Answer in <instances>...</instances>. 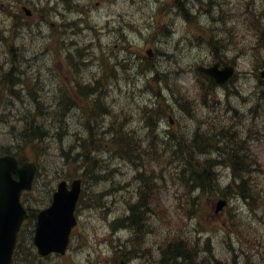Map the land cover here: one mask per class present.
Segmentation results:
<instances>
[{
  "label": "trees",
  "instance_id": "obj_1",
  "mask_svg": "<svg viewBox=\"0 0 264 264\" xmlns=\"http://www.w3.org/2000/svg\"><path fill=\"white\" fill-rule=\"evenodd\" d=\"M246 11L249 13L248 20L252 22L253 28L263 25L251 10ZM211 13L210 11L209 14L211 15ZM226 14L228 15L229 12L226 11ZM224 21L225 18L222 22ZM209 33L210 30L207 29V35ZM213 33L215 35V31ZM216 42L215 45H211L215 50L223 44L218 39H216ZM154 68L156 74L148 80L143 91L151 92L156 98L157 107H144L141 115L142 120L151 129L154 125V121H151L153 120V116L157 118L163 117L168 112L169 106V103H166V100H169L162 90V85H166L169 79L168 73L159 71L156 65ZM202 77V81L198 80L197 83L198 95L203 99L206 97L209 100H214L208 102L209 106H211L215 102L216 83L212 78ZM2 78L3 73L0 72V81ZM4 87L3 85L0 89ZM236 94L238 95V93ZM170 95L173 103L176 105L180 104L177 106L178 110H183V113L189 116L192 115L191 110H195L194 103L196 102L194 97H190L187 92L181 91L180 87L170 89ZM179 99H182V101H179ZM213 112L217 113V115L212 118H205L197 124L195 129L178 131L177 133H166L167 140L162 139L156 130H149L146 133L147 136H143L142 141L137 142V138L134 136L135 132H133L134 129L129 127L130 120H128V123L122 124L124 130L122 127H111L107 131L86 129V131L81 132L79 135H76V132H70L69 135L67 134V137L71 138V143L61 149V165L64 166V163H66L72 167V170L68 171L69 174H66L69 177L79 176L84 180L92 178L95 182L97 179L102 181L104 180V178H101L103 175L95 173L93 168L98 167L100 171H105L104 164L101 163L103 161L101 158L103 156L101 148L105 145L102 141L103 138L106 139V144L110 149L111 159H130L135 164L142 165V167H144V164H142L141 160H143L144 152L146 151L144 147L148 145L147 149L150 148L149 152L153 150L155 154H158L156 157L153 156L154 159L150 158L148 163L156 162L160 170H162L160 165L162 166L165 162L177 160V164L172 167L174 168L173 173L169 177L174 180L172 182L183 184V188L187 191V195H189V198L180 196L177 203L180 210L183 209L186 214L197 216L196 206L200 203L202 195L208 196L209 200L210 198H214V196L228 197L237 193L241 194L243 198H250L252 201H256L257 197H260L261 191L258 186V180L264 177V168H262V163L256 155L252 157L253 150L250 148L248 142L252 138L249 133H253L255 137L263 134L260 131H264V120L262 119L261 121L260 119L255 122L254 116L248 115L247 118L251 119L252 123L250 125L254 127V131L250 128V132L246 131L245 133L242 129H247V125H238L243 116L239 119H229V122L225 123L222 120L224 117L219 115L216 108H213ZM27 115L28 112H24L20 116L19 121L22 124L20 135L23 143L18 145L16 150H13L9 145H1L0 152H12L20 160L26 159V157H29L33 153L31 152L28 155L26 152V148L29 146L32 147V150H35L34 153L39 152L41 149L40 153H44L47 147L45 141L54 138L56 133H49V127L45 126V124L33 122L34 117H31L29 120V116ZM56 126L60 128L58 131H70L69 126L61 119ZM55 130L57 129L55 128ZM73 151H75V154H73ZM213 152L216 153V155H213L214 159L210 157ZM69 154L72 155L69 156ZM34 156L36 155L33 154L32 157ZM66 156L71 157V161H68ZM155 159L159 160L160 163ZM145 162H147L146 159ZM165 164L166 166H171L167 163ZM76 167L80 169L77 175L74 174V172L76 173ZM225 167L229 168L232 176L224 181V177L220 176L219 169L224 170ZM72 171L73 173H71ZM161 176H164V174L160 172L158 176L160 181L168 180V177ZM142 181L144 187L141 188L139 196L134 201L130 199L124 201L130 211L129 214L117 218L115 221L119 227L121 225L130 226L133 228L135 234H138V229L140 231L147 229V215L150 214L154 207H157L158 213H160L163 204L162 198L155 192L158 186L157 180L149 182L148 179H143ZM195 189H199L197 196L193 195ZM144 191L149 192L146 193ZM86 198H89V194L86 192L85 194L82 193V199L87 200ZM206 203L204 199L201 201L202 205ZM30 210V218H28L19 234L13 264H40V259L31 241L35 209ZM263 210L264 203L260 202L253 209V212L259 213ZM234 228L237 230L236 227ZM25 229L28 230L27 233L24 232ZM196 240L198 239H192L183 235L168 239L164 244L160 245V254L154 264H238L240 259L241 263L244 262L242 254L235 255V258L230 253H220L222 256L215 253H211V255L205 254L201 252L203 248H200ZM222 241L229 244L227 237L224 238L223 236ZM133 244H136V238H134ZM205 247L208 248L209 244H205ZM114 250L113 263L120 257L128 258L127 255L124 256L122 254L125 250L124 243L121 246V241L114 247Z\"/></svg>",
  "mask_w": 264,
  "mask_h": 264
},
{
  "label": "clouds",
  "instance_id": "obj_2",
  "mask_svg": "<svg viewBox=\"0 0 264 264\" xmlns=\"http://www.w3.org/2000/svg\"><path fill=\"white\" fill-rule=\"evenodd\" d=\"M206 2L207 0H205V3ZM5 3L6 7H0V18H3L5 21V26L0 28V32L3 33L4 37L10 38L15 46L23 50V56L26 57V61L21 63V68L27 73L28 78L32 80L38 78L40 80L42 85L40 99L49 106V111L55 110L59 97L58 88L60 87L59 77L55 75V56L49 51L35 61L32 59L34 56H37L38 53L43 52L47 45L52 43L54 39L53 30L47 22L41 21L39 25H21L15 29L14 34L13 25L15 19L14 15L11 13L15 12L16 3L15 0H5ZM247 4H251V12L255 14L261 24H264V0H221L219 6L213 8L211 15L206 12H198L199 4L195 3V0H193V4L186 5L189 7L191 13L197 16V23L201 27L214 30L216 38L225 43L226 47L223 49V54L229 59L238 56L240 63L245 66V72L240 79L244 81L243 95L249 98L248 103L241 106L237 103L235 97L232 98V102L237 104L242 113H247L248 109L256 102L258 84L255 75L252 74V69L257 63L255 48L260 34L249 24V13L245 10V5ZM160 7L161 0H111L110 3H106L100 8L89 7L86 16L84 13L78 11L66 14L69 20H79L81 16H85V20L88 24L100 30L98 39L103 47H94L91 50L93 55L85 57V60L91 61V64L80 74L81 83H93L94 79L102 75L103 67L99 57L102 53L108 54L114 44L120 43V32L118 29L123 28L125 33L131 38V43L135 44L138 48L154 46L164 52L174 55V61H164L161 57L157 64L158 70L168 73L169 76L166 85H162V90L167 96L169 103H171L170 89L180 87L181 91L188 92L189 88H191L193 93L197 92L198 84L194 66L202 62H214L212 49L207 44L193 45L191 43L193 34L189 31L188 22L182 14H178V9L175 6L163 16L159 12ZM60 8L61 10L63 9L62 4ZM221 9L232 14L228 20L227 26L220 20L214 19L220 16ZM55 19L58 22H62L60 17H55ZM158 22L167 24L171 34L168 37L157 36L153 44L149 45L147 41L157 32ZM128 24L135 25V29L128 27ZM228 28L235 30L237 37L235 42L232 41ZM72 31V29H69V34L61 37V39H63L66 44L68 41L72 40L78 41V44L73 47L65 48L63 50L64 55L68 53L74 55L75 47L87 42L95 44L97 41V36L88 29L75 35L71 34ZM7 48L8 46L5 40L0 39V62L10 66V54ZM241 49H244V51H241ZM129 57L130 54L124 47L119 48L115 55L108 54L109 63L115 66L121 78L117 84L125 90L123 96H121V94L116 91L117 85L110 84L113 90L108 99L111 100L114 97L117 100V104L114 105L117 110H119L122 104H127L130 109L134 110L138 119L139 135L143 137L149 131V128L144 125L142 120H139L141 111L144 107L156 108L157 103L156 98L151 92H141V90L145 88L147 80L154 75V71L139 74L137 72L139 63H132L127 69V73L131 79L124 80V72L116 62L117 60L127 62ZM131 58L133 60L135 59L134 56ZM25 78V76H21V80ZM16 88L25 96L26 103L21 106L19 101L14 97H9L16 106V110L12 115L8 116L6 121H0V138H2L13 150H16V147L23 143L20 135L22 128L17 124V121L24 111H35V105L27 100V89L25 85L23 83H18ZM128 92L133 93L131 100H129L127 95ZM215 95L221 102L222 110L226 97V89L217 88ZM90 98L94 99L95 94ZM8 111L9 109L7 106L0 103V115H6ZM72 111L79 113L80 109L73 107ZM199 115L203 118H212L216 116L217 113L200 105ZM230 115L229 113L228 116ZM224 122H229L227 117H225ZM14 124L17 125L15 130L12 127ZM186 124L191 129H195L197 127V120L186 118ZM244 124L250 125L251 119L247 118ZM76 127L79 126H75L74 130ZM166 128V118L161 117L158 121L157 133L164 140L168 139L163 131ZM212 154L216 155L215 152ZM198 192L199 189H197V194ZM153 220L159 223L155 217ZM128 234L130 235L131 233ZM85 251H90V249H86ZM108 254H110V251ZM84 255L85 252H79L73 256V260L76 264H84ZM254 259L258 260L259 258L254 257Z\"/></svg>",
  "mask_w": 264,
  "mask_h": 264
},
{
  "label": "rangeland",
  "instance_id": "obj_3",
  "mask_svg": "<svg viewBox=\"0 0 264 264\" xmlns=\"http://www.w3.org/2000/svg\"><path fill=\"white\" fill-rule=\"evenodd\" d=\"M25 1H32L37 7H40V10L42 11V13L46 15L47 18H50V21H55L57 10L60 11V13H66V14L70 13V11L67 8H65V6L61 3V0H54L53 3L48 0H25ZM47 1L49 2V4H47ZM80 1L81 3L90 5L92 8H94L93 5L96 0H80ZM110 2L111 0H103L100 6L97 8H100L104 6L106 3H110ZM0 3H1L0 7H6L5 0H0ZM61 4L63 5L62 10L60 8ZM55 5H57V7H55ZM28 6L30 8H33L32 4H28ZM16 17L18 19L16 23L13 25L14 34H15L16 28L20 27L21 25L26 26L24 21L19 18L18 14L16 15ZM32 25H38V24L33 23ZM4 26H5V21L3 18H0V28ZM159 26H157V28ZM128 27L132 28L134 27V25L128 24ZM203 33L205 34V32ZM230 34H231L232 41L235 42L237 40L235 30L233 32H230ZM96 36L97 38L99 37V35H96ZM1 37L2 35L0 32V39ZM154 37H155V34H153V36L148 39L147 43L149 45L151 44V42L154 41ZM129 39L131 40L130 37ZM53 40H54V43L52 45V48L55 50L56 55H57L60 50V45L58 42L59 39L57 37H54ZM191 41H194V40H191ZM5 42L7 43V46H8L7 50L10 54L9 63H15L17 64L18 68L22 69L20 65L21 63L26 61V57L23 56V51H22V54H20L19 53L20 49H18V47L15 46L11 42L10 38L5 37ZM96 42L100 43L99 41H96ZM122 43L123 41L120 40V43H118L117 46H115L114 44L112 47H115V49H117L118 47L122 46ZM192 44L198 45V44H201V42H198V44L196 43H192ZM257 44H258V48L260 49V47L264 45V39H260L259 42H257ZM223 45H225V43H223ZM48 47H49V51H51L50 45ZM94 47L102 48L103 46L99 47L97 45H94L90 49V54L88 56L93 55L91 50ZM241 51H244V49H241ZM255 52H256V49H255ZM257 53L261 55L263 59L258 60L252 69V74L255 75L256 79H257V75H256L257 69L262 66L264 67V52L261 51L259 53L257 51ZM44 54H45L44 51L41 53H38L37 56H34L32 58L33 61L42 57ZM162 58L164 59V57ZM171 58H174V55L171 56ZM171 58H170V61H174V59L171 60ZM236 63H238L237 65L238 89L243 90L244 81H242L240 78L245 72V66L240 63L239 58L237 59ZM0 64L5 65V63L3 62H0ZM58 64H59L58 59H55L54 66H57ZM17 75H20V72L14 73L12 70V73L8 75V80L15 82L17 79L16 78ZM23 76L26 77L25 79H29L27 77V73H24ZM125 78L126 77L124 75L123 79ZM120 79L121 78L119 76L118 80ZM79 82L81 81L79 80ZM112 90L113 89H111V91ZM116 91L119 93V90L117 88H116ZM188 92L193 93L191 88H189ZM3 93H4L3 90H0V103H3L6 105L7 101L3 100V96H4ZM207 99L208 98L206 97L203 99L201 98V96L199 98H196V100L199 101V104L195 102V105H194L195 110H191L192 111L191 116L184 114L177 109L178 107L176 106H179L180 104L176 105L174 103H171L173 107L175 108V112H176L177 119H178L176 130L183 128V125H187L186 118L196 119L197 124L201 122L202 120H204L205 118L199 115V107L200 105H203ZM179 101H182V99H179ZM116 104H117V100L115 99L113 101V106H112V108L115 111H117V108L114 106ZM238 104L241 105L239 102ZM223 105H225V103ZM259 105H260L261 110L258 111L255 117V122L259 121L260 119L261 121L262 119L264 120V100H262V102ZM220 106H221V103H216V104L214 103L211 106H205V107L210 109L212 112H213V108H216L217 112H219L221 110ZM119 110L122 111V113H124L125 115L129 114L130 116L131 114L132 115L135 114L134 110L130 109V107L127 104H122ZM56 116L57 115L53 114V117H56ZM225 117L222 119L223 121H225ZM5 118H6L5 115L0 116V119L2 121ZM80 118L81 117H79L78 115L77 119H80ZM77 119L74 115H70L67 118H65L66 122H69L72 124L73 127L71 129H74V127L76 126L75 122H77ZM100 119H101L100 116H97L95 118L96 121H99ZM227 119L229 120L230 118L227 117ZM59 120H60L59 117H57L56 119L47 117L41 121H37L49 127L50 128L48 130L49 133H56V134L54 138H51L50 140L45 141V144H47V147L45 148L44 153L42 152L40 153V151L42 150L41 149L39 150V152L34 154L39 159L38 162L40 165L39 169L41 173H40V182L38 181L39 186L37 187L35 194L31 192L28 196L29 204L32 206L37 204L35 197H44L47 187H49L50 184L55 185L56 182L59 181L61 179V176L65 173L67 166H70V165H67L66 163H64V166H61L62 160H60L61 154L59 153V149L60 148L62 149L63 146L71 143V139L67 137V134L70 133L71 131H58L60 128L56 125ZM134 120H136V118ZM133 124H137V121H134ZM15 127L17 128V126ZM251 127H252L251 125H247V129ZM55 128L57 130H55ZM75 129H79V127H76ZM95 129L93 131H95ZM252 129H254V127H252ZM163 131H167V130H163ZM260 133H263L262 135L259 134L260 140L257 139L258 137H254L252 148L257 154V158L264 165V131H260ZM138 136L140 135L138 134ZM139 141H142V137H141V140L139 139L137 140V142ZM34 151L35 150H32L31 146L26 148V152L28 153V155L31 152L34 153ZM149 151H150V148L146 149V151L144 152V158L143 160H141L142 164H144V166H146L147 169H148V166L152 167L151 163H148V160L150 158L154 159V157L158 155V154H155L153 150H151V152ZM73 154H75V151H73ZM32 155L33 154H30V156ZM71 155L72 154H69V156ZM134 156H137V155H134ZM66 158L68 161H71V157L66 156ZM145 159L147 162H145ZM156 161L160 163L159 160H156ZM176 162L177 160L172 161V164L169 167L166 166L165 164L166 162L162 166L159 164L163 170L164 176L168 174V179H169L168 181H166V183L162 187H159L160 183L158 184V192H160V197L162 198V201H163L162 208L160 210L161 212L153 213L152 217L150 215L149 222L147 223L149 230H147L140 237V243H141L140 247H138L137 250H134L130 253V255H132L130 264H152L154 259L157 258V253L159 251L160 245L164 244L168 239H172L175 236H181V235L190 237V236H194L197 233V228L193 224L195 223V220L191 221L190 218L183 217V215L180 214V212L177 213V211L174 209L173 197H174L175 188H174L173 183L171 182L174 180H172L169 176L172 173L170 171L174 169L172 167L175 166ZM107 165H113L111 167L114 168V171H113L114 173L112 172V174L110 175V173L108 172L105 173L104 171L103 176L101 177V178H104V180L102 181L97 179L96 182H92L91 181L92 178L87 179L88 181H90V184H88V181L86 182L84 191H87L90 193L89 198L88 199L86 198L87 199L86 201H88V203L86 202L87 204L84 203L82 204V206L80 205L81 209L79 210L80 221H79L78 230L76 231L74 235V239H72L71 246L68 252L66 253V256L64 255L65 257H62V258L53 257L54 259L49 258L48 260H45L43 262L44 264H76V262L73 260V256L79 252H85L84 264H109L110 259H111V247H110L111 242H114V239L117 240L116 239L117 237H119L120 239H130V235L128 234L130 233V229L120 228L119 225L115 226L112 229L110 225V221H112V218H114L115 216L122 214V211L124 210V206H125L124 201L129 199L128 192L124 188L127 187L126 185H128L129 187L130 184L135 185V183L133 182V178H130L128 176L130 175L131 172H127L126 176L124 175L125 172L129 168L124 166V163H122L120 160H114L113 158L111 159L109 157V159L107 160ZM153 165L155 166L156 171L160 172V168L158 164L154 162ZM93 170L97 174H100V172H102L100 171L98 167L96 168L94 167ZM79 171H80L79 167H76V173L74 172V174L77 175L78 174L77 172ZM71 173H73V171ZM109 175L111 179L110 181H107V179L109 178ZM126 177L127 179H129V182L125 185L124 179H126ZM114 181H116V183H114L115 185L114 189L108 190V188L113 184L112 182ZM260 183L261 184L264 183V177L260 180ZM92 192L97 197L96 201H95V198L91 194ZM98 192L100 194H98ZM144 192L147 193L149 191H144ZM263 197H261L260 199L261 201L263 200ZM132 198H137V197L132 196ZM204 201L208 203H206L199 209V214H198L201 220H205V226L203 228L204 230L202 232V236H206L207 234L213 235L217 233L219 234L220 233H227V234L231 233L233 231V228L226 227L222 230V227L220 226L221 222L223 223L222 220L224 216L227 215L228 212L225 210V212L222 213L224 215L221 214L220 217L217 216L216 218H214L212 207H210L211 205L209 204L211 200H208V198L204 197ZM230 201H231L230 202L231 209H233V211L236 210L237 212H239V214L234 216L233 223H231L233 226L237 228V230L234 228V230L237 233L236 251H235V247H232V251H235L236 254H242L244 256L243 264H264V227H262L264 226V211L259 212L257 214H249V213L246 214V212L243 211L240 205L241 202H239V200L230 199ZM259 203L260 202L258 201L254 202V206L256 207ZM99 204L100 205L105 204L106 210H102L101 208L97 207ZM238 205L240 206L241 210L236 209ZM154 217L156 218V220L159 221V223L154 222L153 220ZM254 222H255V226H254ZM213 241L216 242V244L209 245L210 251H211L209 252V255H211V253H215V254L231 253V249L227 248L226 244L223 243L222 239L214 238ZM86 249H90V251H85ZM130 249L131 248H128L127 251H129ZM109 251H110V254H108ZM254 257H258L259 259L258 260L254 259ZM238 263H241V259L239 260Z\"/></svg>",
  "mask_w": 264,
  "mask_h": 264
},
{
  "label": "water",
  "instance_id": "obj_4",
  "mask_svg": "<svg viewBox=\"0 0 264 264\" xmlns=\"http://www.w3.org/2000/svg\"><path fill=\"white\" fill-rule=\"evenodd\" d=\"M218 64L204 69L218 81L226 80L232 74V66L217 70ZM264 77V70L260 72ZM36 171L34 163L24 161L18 164L12 155L0 156V264H10L17 232L26 216V209L20 202V194L30 189ZM15 175V177H14ZM81 181L75 179L68 189L65 180L57 185L51 204L38 212L34 242L41 254L52 250L64 252L70 228L75 224L74 208L79 196ZM224 201H218L216 210ZM120 264H127L121 261Z\"/></svg>",
  "mask_w": 264,
  "mask_h": 264
},
{
  "label": "bare ground",
  "instance_id": "obj_5",
  "mask_svg": "<svg viewBox=\"0 0 264 264\" xmlns=\"http://www.w3.org/2000/svg\"><path fill=\"white\" fill-rule=\"evenodd\" d=\"M221 3V0H210L208 1L207 3H205L202 7V10L203 12H206V13H210V11L212 12L213 8L216 7V6H219V4ZM189 4H192V0H172L171 2L169 3H164V0H161V7L159 9V12L160 14L163 16L165 15L173 6H175L177 9H178V14H182L183 17L185 18V20L188 22V25H189V31L193 34L192 36V40L196 41H192V43H196L198 44V42H201V44H207V45H215L217 42H216V36L214 35V30L212 29H209L210 30V33L209 35H205L203 33V29L200 30L198 28L195 27L196 25V17L191 13V11L189 10V7H187L186 5H189ZM69 6V11L70 13L73 12V11H81V13H84L86 14L87 11L89 10V6L88 5H76L75 3H69L68 4ZM245 10H251V4H247L245 5ZM210 15V14H209ZM231 13L229 12V14L227 15L226 14V11H224L223 9H221V14L219 17H215L214 19H218L222 22V20L225 18V21L222 22L223 24H228V20L229 18L231 17ZM83 17V16H82ZM249 18V17H248ZM157 25H160L158 28H157V32L155 33V37H154V40L157 38V36H161V37H168L170 34H171V31H170V28L168 27L167 24H162V23H159ZM135 29V25L134 27H132ZM90 31H92L95 35H100V31L97 30V28H90L89 29ZM118 31L120 32V37L119 39L120 40H125L127 41L128 43L131 42V40L129 39L128 35L125 33L124 29L123 28H120L118 29ZM98 39V38H97ZM99 41V39L97 40ZM153 43V42H152ZM74 44H78V41H75ZM94 45H97L99 47H102V45L98 42H95L92 43V42H87V45L85 47H75V54L73 55L72 53H68L67 55H64L63 52H62V55L65 59L67 60H75V61H79V60H82V59H85V57H87L89 54H90V49L94 46ZM73 46H76V45H71L69 47H73ZM156 48V47H155ZM113 50V47L109 50V52H111ZM20 54H22V52H20ZM104 53H102L100 55L99 58L103 57ZM171 56H173L172 53H167V52H164L162 51L161 49L159 48H156V57L154 60L152 61H148V60H145L146 58L144 57H141V55H138L137 56V62L139 63V65L144 69V70H148V71H154V75L151 77L153 78L155 76V68H153V66L157 65L160 58L161 57H164V61L165 60H168L171 58ZM174 58H171V60H173ZM142 64L148 68L146 69L144 66H142ZM147 71V72H148ZM145 72V73H147ZM141 74H144V72H142ZM150 78V79H151ZM148 79V80H150ZM147 80V82H148ZM161 80V79H160ZM162 81V80H161ZM1 85V84H0ZM4 84H2L1 86H3ZM0 86V87H1ZM230 89H234V86L231 85L230 86ZM1 90V89H0ZM175 104V103H174ZM177 107V106H176ZM178 109V108H177ZM180 112L183 113V110H179ZM141 115H142V111H141ZM160 118H157L155 116H153V120H151L152 122L154 121V125L152 126V129L149 128L150 131H153L155 129L158 128V121H159ZM242 121V122H241ZM144 125L145 126H148L144 121H143ZM243 124V118L240 120L239 124L238 125H242ZM149 127V126H148ZM124 128V127H123ZM242 131H245L242 129ZM246 131H249L250 132V128L249 129H246ZM251 134V133H250ZM210 157L212 159H214V156L213 154L210 155ZM70 164V162H69ZM126 167L128 168H132V165L131 163H126L125 164ZM72 170V167L71 166H67V169L65 171V173L61 176L63 178H68L69 176H67L66 174H69L67 173L69 170ZM89 172V171H88ZM85 194V193H83ZM132 196H136L138 197L139 195L138 194H135V193H132L129 197V199L132 201H134L136 198H132ZM81 198H82V195H81ZM189 216H193V215H189ZM117 218H120V215L118 216H115L114 218H112V220H115ZM148 226V224H147ZM209 252H211L209 250Z\"/></svg>",
  "mask_w": 264,
  "mask_h": 264
}]
</instances>
